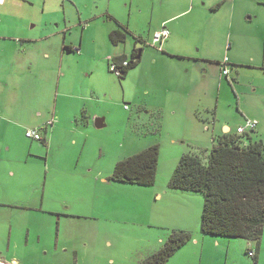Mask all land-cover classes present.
I'll use <instances>...</instances> for the list:
<instances>
[{"label":"rangeland","instance_id":"rangeland-1","mask_svg":"<svg viewBox=\"0 0 264 264\" xmlns=\"http://www.w3.org/2000/svg\"><path fill=\"white\" fill-rule=\"evenodd\" d=\"M2 2L0 31H17V39L30 40L22 42L15 39L13 42L20 49L28 47L27 57L36 58L40 64L42 61L37 57L42 53V45L60 44L65 28L67 39L78 37L80 40L82 37L81 49L70 54L69 68H65L66 77L61 79L67 89L62 87L61 90L88 94V101L62 94L57 97L53 90L50 94L45 93L40 74V82L36 72L18 74L12 57L6 58L5 54L11 56L16 51L14 48L7 53L0 51V103L20 106L14 109L16 114H11L13 122L1 125L0 133L3 135L0 143L9 150L3 152L4 161L0 163L19 167L26 163L33 169L47 164L53 168L52 164L58 163L69 168L80 156V165L97 164L105 176L112 172L115 154L121 160L152 144L159 147V161L153 185L116 182L114 187L118 188L112 190L113 194L98 185V192L90 193V200L95 198L91 208L81 209L88 204L83 200L81 206L77 205L78 202L74 204L77 205L74 210L83 212L85 216L48 218L46 214H39L43 215L42 218L29 217L30 214H24L21 208L0 206V234L6 235L10 229L17 231L27 219L33 233L40 231L43 235V242L49 237L51 247L44 255V258H50L48 262L57 252L58 256L71 254L73 260L70 257L68 263L72 264H140L161 247L172 231H187L191 233L193 243L195 235L203 236L205 240L199 239L197 244L188 241L172 254L168 264H253V257L237 245L230 251L226 245L212 247L210 242L214 236L202 234L200 223L195 233L196 225H187L189 216L184 215L185 207H189V201L195 195L204 204L203 195L171 189L165 182L181 155L195 152L192 144L196 136L202 138L199 139L202 146L211 148L213 136L224 132L222 125L228 123L232 132L236 131L238 124L243 125L242 111L247 118L258 122L255 131L251 132L253 138L264 141V70L244 67L237 73L234 69L227 78L221 72V65L211 67L206 59L210 56L216 63L220 58L222 63L230 51L246 62L252 61L249 56L256 64L264 62V0H112L109 14L113 13L122 20L131 16L130 26L141 32L143 41L147 43H138V48L143 47L141 61L128 69L123 78L110 72L108 67L109 62H114L112 53L117 48L109 39L108 29L115 24L105 15V5L109 1L5 0L1 5ZM212 5L221 6L212 12ZM170 16L174 17L169 25L179 31L170 40L174 42L178 36L183 37L176 55L162 52V48L151 44L152 31ZM54 32L57 35L39 40ZM132 37L128 35L127 42L118 46L126 55L130 54ZM230 44L231 48L227 49ZM126 58L130 59L131 55ZM55 86L56 83L54 89ZM39 95L45 98V107L51 105L46 109L47 113L53 111L56 101L64 115L68 110V117L73 116L76 103L82 104L84 109L76 120L72 119V125L64 124L61 119L62 131L51 137L52 146L50 148L49 145L48 153H45L46 148L41 142L26 136V131L38 130V127H25L33 124L30 106L40 98ZM189 101L194 102L201 116H209V122L206 119L198 122L201 131H193L195 123L191 122L190 109L177 107V111L173 110L175 105ZM214 111L216 121L212 115ZM95 118H104V126L96 127ZM86 120L89 135L85 148L81 150V140L76 145L67 144L64 139L70 134V127L80 124L85 127ZM57 121L54 116L46 123L51 128ZM97 155L100 159L95 160ZM22 179L29 181L33 178L23 174ZM83 184L86 187V182ZM156 184V189L161 191L160 198L152 196ZM87 185V190L96 187L90 182ZM108 194L110 199L120 203L115 209L103 208L101 197L105 200ZM193 202L196 203L195 200ZM55 234H58L57 240ZM158 236L163 238L161 244L156 242ZM221 238L225 242L237 241ZM66 244L75 253L60 252ZM260 262L264 264V247Z\"/></svg>","mask_w":264,"mask_h":264},{"label":"crops","instance_id":"crops-1","mask_svg":"<svg viewBox=\"0 0 264 264\" xmlns=\"http://www.w3.org/2000/svg\"><path fill=\"white\" fill-rule=\"evenodd\" d=\"M1 1H3L1 3V5H3L5 0H0V2ZM62 1H68V0H62ZM107 1L109 2L107 5H105V9H106L105 15H107L108 18L113 20L112 22H115V24L110 26V28L108 29L109 35L113 30H116V29H126L128 31V33L126 34V37L121 43L114 44L111 42L115 47H117L115 51L112 53V58L114 60L113 63H115V58L122 57V56L129 57V55H132L133 53H135L137 60L141 61V58L143 55L142 53L143 47L138 48V43L147 44L145 41H143L144 39H143L142 33L130 26L131 16H128V18L122 20L119 16L113 13L109 14L110 5H111L110 2L112 0H107ZM71 3H74V2H71ZM220 6L221 5H219V8ZM219 8L213 7L212 5L211 11L212 12L217 11ZM77 12H78V8H77ZM173 17L174 16L165 18L158 25V27H156L152 31L151 35L153 34L155 30L159 29L163 24H165L167 29L170 31V34L168 38L162 42L161 51L166 52L171 55H176L175 53L179 52V43H181V41L183 40V37L178 36V40L174 42L170 40L171 36L175 32L179 33V31L175 30L174 27L169 25L170 23L173 22V20H171ZM1 23L2 21L0 20V24ZM7 27L12 28L11 26H7ZM68 29L70 30L71 28H68ZM56 33L57 32L46 35L40 38L39 40L47 39L52 35L55 36L57 35ZM15 35H17V31L15 32L13 31L10 32L8 30L0 31V51L2 53H7L6 51H10V49L12 48L16 50L13 52L11 56H8L7 54L5 55H6V58L8 59L12 57L15 71L18 74L26 71L28 74L31 75L34 72H36L37 77H38V74H40V76L42 77V80L40 78L41 86L43 88H46L45 93L50 94V92H52L53 90V92L57 94V97L59 94H62L63 96H70V97L73 96L76 99H79L84 102L88 101V96H87L88 94H83V93L73 94V92L69 90H61L62 87H64V89H67L66 85L63 86L61 79L66 77L67 71L65 70V68L66 67L69 68V65H70L69 61L71 59L69 56L70 54L77 53L74 51H68L64 49L65 45H71L72 48L78 47L77 49L80 50L81 44L83 42L82 37H80V40L78 37H77L78 39L77 38L67 39V28H65L63 30V35H62L60 44L52 45L51 43H44L42 45V53H40L39 56L37 57L41 59L42 61V64H40L36 60V58H30L32 59L30 60L27 57V54L25 52L27 51L28 47L24 49H20L17 43L13 42L15 41V39H17ZM128 35L133 36V37H132V43H130V46H129L130 54L126 55L124 54V51L121 52V49L118 46L120 44H123V43L125 44L127 42ZM17 40L22 41V42L30 41V40H25V39L23 40L17 39ZM172 40H173V37H172ZM231 46L232 45L230 44L229 47H227V49L228 48L230 49ZM206 57H207L206 59H208L207 61L210 62L209 65L211 67L218 66L220 65L219 63H221V61L219 60L220 58L219 59L217 58L218 60L216 61V63H214V58H211L210 56H206ZM249 57H250L249 59L253 61L254 58L251 56ZM252 61L246 62L243 60V57L240 58V56L237 55V53H232L229 51L224 56L223 62H222V63H225V62L227 63L226 67L227 65L229 66V68L227 67L229 69V74L226 77L228 78L230 76V73L232 72V70L235 69V71L239 73V69L244 68V67L252 68L255 70H260V69L264 70V62L256 64ZM109 64L110 62L108 63V67H109ZM23 68H27V70H24ZM221 72H222V67H221ZM5 77H7L6 73H5ZM38 80H39V77H38ZM63 82L65 84V80ZM54 83H56L55 89L53 87ZM182 89H185V88L183 87ZM181 90H177V91H181ZM254 91H256V88ZM235 92L238 94L237 90H235ZM39 96L40 98L34 102L33 106H30L31 113L34 116V120L32 122L33 124L26 125L25 128L31 129V128L38 127V132L41 136L40 139H38V141L41 142L42 145L46 148L45 153H48L49 145H50V148L52 146V142L50 140L51 137H53L54 134H59L62 131L63 125H60L61 119L62 121H64V124L69 123L72 125L73 124L72 119L76 120L78 114L84 111V109L82 107V104L76 103L74 105L75 108L72 112L74 113L73 116L68 117L69 116L68 110L64 115L62 112V109L58 108V102L56 101L53 103L54 105L53 111L51 113H47L46 109L51 107V105L45 107L47 105V103L46 104L43 103V99L45 98L41 95ZM190 97L193 99L191 95ZM46 98H47V95H46ZM262 100L264 101V99ZM25 104H28V103H25ZM18 107L20 106L15 105V103L13 105H7L5 103H0V129L3 123L13 122L11 114H16L14 109ZM22 107L26 108L25 105H22ZM177 107L179 109H184V110L190 109L192 113L191 122L195 123V125H193L194 126L193 131H195V129H200V131L202 130L201 125L198 122H205L204 119H206L207 122H209L208 121L209 116H205V117L201 116L200 113L198 112V108H196L194 102L192 101L182 102L180 105H175L173 110L177 111ZM241 113L243 116L242 117L243 120L248 119L243 111ZM212 115H213L214 121H216L215 120L217 119L216 111H214ZM54 116L57 117L58 121L53 127L50 128L48 127L49 125H47L46 122ZM64 116L65 117L67 116L65 120H64ZM99 119L100 118H95V122H94L95 126H96V121ZM84 123L86 124L85 127L81 126V124L77 126H71L70 129L68 130L70 134L67 135V137H65L64 139L67 141L66 142L67 144L71 143L72 145H76L77 142L81 140L82 141L81 150L85 148L88 135H89V132L87 130L89 126L88 120H86ZM240 125L242 124H238L237 127ZM206 129H209V127L206 126ZM221 129L224 130L223 133H228L232 131V128L228 125V123H225L224 125H222ZM1 135L3 134L0 133V141L2 139ZM199 139H202V138H200L199 136H196V138L193 139L194 141L192 144L193 148H199L200 146H202L201 145L202 141ZM8 150H9V147H7L5 150L0 143V161H4L3 152L5 151L8 152ZM102 151L103 149L100 150V153ZM98 159H100V157L97 155L95 160H98ZM119 160L120 158L117 156V154H115V157L113 159V168H114V165ZM79 162H80V156L77 162L72 167H69V168H66L65 167L66 165L64 164L53 163L52 164L53 168H50V166L47 164L45 166L40 165V167L38 166L37 169H33L32 166L28 167L26 163L23 167H19L18 165L13 166V165H10V163L9 164L0 163V206L7 205L11 207L21 208L24 214L26 215L30 214L29 217L39 216L40 218H42L43 215H39V214H46L48 218L49 216H79V217L85 216L83 212H80V211L76 212L74 209L77 205H80V202L82 200L86 201L88 204L85 208H83V206L80 205L81 209H86L89 207L91 208L92 201L95 198L90 200V193L98 192V189H96L98 185L101 184L103 186V190H108L112 194H113L112 190H117L118 187L115 188L114 186L116 182L110 180V175L112 172L108 173L105 176H102L100 170H98L97 164L96 166H94V165H91V163H89L86 166H82L79 164ZM23 174H29L33 179L29 181H25L22 179ZM85 182H86V185H85L86 187H84V184H83ZM88 182L96 186L94 188L95 190L86 189L88 187L87 185ZM165 183H167L168 185V180ZM156 186L157 184L154 185L153 187L152 196L160 198L161 191L159 189H156ZM162 189L163 187L161 188V190ZM107 196L108 197L105 200L103 197H101L103 199V208L105 210L111 209V208L115 209L117 204H120V203L117 201L114 202L112 199H110L111 196L109 198V194ZM193 200H195L196 203H194ZM104 201H105V204H104ZM77 202L78 204L74 206V204H76ZM202 208H203L202 199L200 197H197L196 195L192 197V199L189 201V207L187 205L185 207L184 215L189 216V222H187V225L189 227L196 225L197 229L195 230V233L198 231ZM28 223L29 222L26 219L25 223H23L24 226L23 227L21 226V228L18 229L17 231L16 230L13 231L10 229L6 233V235L0 234V258H3L7 261L15 262V264H72V263H68L70 262V257L71 258L73 257L71 256V254L70 256L69 254L68 255L66 254L64 256H58L57 252H55L52 255L53 260L51 262H48L50 261V258L49 259L44 258V255L49 250V247H51L49 244V240H48L49 237L47 238L46 242H43V235L40 233V231H34L33 233L32 227L30 226L31 223H29V226H28ZM55 236H56L55 239L57 240L58 234H55ZM195 236L196 238H194V243L192 242L193 240L192 238V240L189 242L190 244H197V241H199V239L205 240V237L203 236H200V235H195ZM162 239L163 238H161V236H158L156 242L158 244H161ZM230 239L232 240L237 239V241H227L226 240L225 242V241H221L225 239L214 236L210 243L212 247L214 248H219L222 245H226L228 251L233 249L236 245L238 246V248H243V250H245V252L247 251V253L249 251H253L254 256H251V257L255 258L257 264L261 263L260 262L261 252L263 251V247H264V229H263L262 237L259 240V242L250 241V240H246L242 238H230ZM55 248H57V246H55ZM61 248L62 249L60 252L62 253H69V252L75 253V251L71 250V248L67 244L65 246H62ZM166 264H168V262Z\"/></svg>","mask_w":264,"mask_h":264},{"label":"trees","instance_id":"trees-1","mask_svg":"<svg viewBox=\"0 0 264 264\" xmlns=\"http://www.w3.org/2000/svg\"><path fill=\"white\" fill-rule=\"evenodd\" d=\"M127 33L126 29H116L110 33L109 38L112 43L119 44ZM64 49L74 52L78 50L71 45H65ZM122 61L127 64L120 67V74L117 76L121 78L138 60L135 53L130 59L123 56L115 58V63ZM226 64L220 63L222 68ZM109 71L112 72L110 69ZM255 129L242 134L231 131L213 136L211 148L200 146L195 152L182 154L169 177L168 186L171 189L203 195L200 231L204 235L242 238L255 242H259L262 237L264 141L253 138L251 132ZM158 161V145H149L119 160L114 165L110 180L153 185L157 177ZM191 239V233L174 230L161 247L140 264H166L172 254ZM253 259V264H257L254 257Z\"/></svg>","mask_w":264,"mask_h":264},{"label":"built area","instance_id":"built-area-1","mask_svg":"<svg viewBox=\"0 0 264 264\" xmlns=\"http://www.w3.org/2000/svg\"><path fill=\"white\" fill-rule=\"evenodd\" d=\"M170 34V31L167 29V27L165 26V24H163L159 29L155 30L152 34L151 40H152V46L154 47H158L159 49H161V44L164 40H166L168 38ZM78 51V50H77ZM127 62L126 61H122L121 63H110L109 65V69L115 73L116 75L120 74V67L126 65ZM222 73L224 75H228L229 71L226 67L222 68ZM258 125L257 120L255 119H246L245 122L243 123V125H240L237 127L236 129V133L238 134H242L246 131H250L254 128H256ZM26 136L33 138V139H40V134L38 132V130L34 129V130H28L26 131ZM248 254L250 256H254L253 251H249ZM0 264H15V262L12 261H7L3 258H0Z\"/></svg>","mask_w":264,"mask_h":264},{"label":"water","instance_id":"water-1","mask_svg":"<svg viewBox=\"0 0 264 264\" xmlns=\"http://www.w3.org/2000/svg\"><path fill=\"white\" fill-rule=\"evenodd\" d=\"M104 126V118H101L96 121V127H103Z\"/></svg>","mask_w":264,"mask_h":264},{"label":"flooded vegetation","instance_id":"flooded-vegetation-1","mask_svg":"<svg viewBox=\"0 0 264 264\" xmlns=\"http://www.w3.org/2000/svg\"><path fill=\"white\" fill-rule=\"evenodd\" d=\"M126 37V36H125Z\"/></svg>","mask_w":264,"mask_h":264}]
</instances>
